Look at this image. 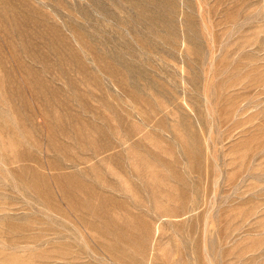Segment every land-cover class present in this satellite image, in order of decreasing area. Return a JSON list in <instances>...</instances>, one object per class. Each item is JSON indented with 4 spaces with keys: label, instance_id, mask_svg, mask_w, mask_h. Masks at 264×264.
Masks as SVG:
<instances>
[{
    "label": "rangeland",
    "instance_id": "rangeland-1",
    "mask_svg": "<svg viewBox=\"0 0 264 264\" xmlns=\"http://www.w3.org/2000/svg\"><path fill=\"white\" fill-rule=\"evenodd\" d=\"M0 264H264V0H0Z\"/></svg>",
    "mask_w": 264,
    "mask_h": 264
}]
</instances>
